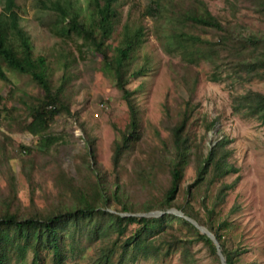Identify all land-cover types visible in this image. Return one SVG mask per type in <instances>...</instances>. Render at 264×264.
I'll use <instances>...</instances> for the list:
<instances>
[{
	"label": "trees",
	"instance_id": "trees-1",
	"mask_svg": "<svg viewBox=\"0 0 264 264\" xmlns=\"http://www.w3.org/2000/svg\"><path fill=\"white\" fill-rule=\"evenodd\" d=\"M254 12L264 16V0H248ZM153 0L146 13H163L169 22V41L181 47V68L170 64L173 75L192 89L198 72L193 64L202 60L210 67L207 78L220 80L235 77L244 82L264 78V26L245 30L236 21L221 20L202 0L173 3ZM43 6L56 11V30L62 36L71 31L81 38L80 45L90 44L99 54L100 67L110 73L115 87L126 104L128 120L111 143V168L106 169L95 155L94 137L82 135L86 143L82 181L63 178L54 201L38 207L32 201L20 208L11 190L0 205V264H41L44 250L51 264H66L74 251L93 246L91 264H126L139 258H158L177 251L186 261L190 244L200 241L221 264L212 240L185 216L211 231L226 264H238L239 248L228 235L230 221L220 215L219 207L238 176L223 180L237 167L226 159L229 152L222 135L203 150V137L194 126L210 129L215 118L195 116L188 97L181 98L173 112L165 98L167 133L159 144L134 156L127 172L133 182L122 180L120 162L130 149H143L139 106L135 91L139 80L130 82L146 70V56L134 66L140 54L144 31L141 25L123 23L115 44L106 42L118 21V0H84L75 5L71 0H50ZM15 0H0V79H7L4 67L27 73L42 94L26 105L23 119L17 122L21 131L37 135V142L48 147L55 137L48 133L49 121L62 113L72 114L66 95L67 61L55 80L46 53L38 51L28 30L19 22ZM203 33V34H202ZM144 55V54H143ZM3 106V105H2ZM1 106V107H2ZM230 109L264 123V89L250 86L230 95ZM82 131L84 128L81 126ZM29 151L24 144H19ZM191 165L194 175L183 183L184 171ZM133 191H141L136 200ZM145 191V194L143 193ZM175 208L183 215L168 211ZM162 210L157 215L139 216L138 212ZM235 207L230 208L232 212ZM174 220L180 224L174 225ZM130 225V227H128Z\"/></svg>",
	"mask_w": 264,
	"mask_h": 264
},
{
	"label": "rangeland",
	"instance_id": "rangeland-1",
	"mask_svg": "<svg viewBox=\"0 0 264 264\" xmlns=\"http://www.w3.org/2000/svg\"><path fill=\"white\" fill-rule=\"evenodd\" d=\"M44 1L50 3V0ZM71 1L75 5H84V0ZM118 1V21L106 42L115 44L118 41L123 23L141 25L143 42L133 65L138 66L144 56L147 64L144 73L129 83L130 86L139 80L143 83L135 91L143 138L140 146L143 149L139 146L130 149L121 160L122 180L133 182L127 176L133 157L144 155L145 149L159 144L160 138L166 135L165 98L168 109L173 112L178 101L188 97L195 116L215 118L210 129H204L201 124L194 126L197 135L203 137V150L226 135L228 141L223 145L229 149L226 159L237 167V171L223 177V180L230 181L237 175L238 179L219 207L220 215L228 213V235L240 249L237 263L264 264V123L230 109L231 92L246 86L264 89V78L249 82L235 77L211 80L207 78L209 65L200 60L193 64L198 72L197 80L192 89H186L170 69V64L180 69L184 58L180 45L169 41V22L163 13L145 12V7L153 0ZM161 1L182 2L183 5L186 2ZM202 1L221 20L236 21L245 30L264 26V16L254 12L248 0ZM15 2L19 22L28 30L35 48L46 53L55 83L64 67L62 62L67 61L66 95L70 99L72 114L62 113L53 117L47 131L55 140L48 147L38 144L37 135L21 131L17 122L24 118V104L34 102L42 90L27 73L4 67L7 79H0V205L1 200L9 197L13 190L16 196L14 203L20 208L29 206L30 201L38 207H47L55 200L63 178L72 177L81 182L87 173L83 167V159L88 155L83 133L94 137L96 158L103 167L111 168V143L126 125L128 112L112 76L100 67L99 54L90 44L80 45L81 38L72 31L71 36L60 35L54 20L56 11L43 6L41 0ZM19 144H24L29 151H24ZM193 175L189 164L184 171L183 183L191 181ZM141 193L133 191L132 196L138 200ZM232 207L235 209L228 212ZM172 223L181 227L174 220ZM74 252L66 259V264H91L93 246H84L79 252ZM190 253L186 261L175 251L155 259L128 260L126 264H216L200 241L190 244ZM40 258L41 264H51L44 250L40 251ZM29 261L30 253L27 252L24 263Z\"/></svg>",
	"mask_w": 264,
	"mask_h": 264
},
{
	"label": "water",
	"instance_id": "water-1",
	"mask_svg": "<svg viewBox=\"0 0 264 264\" xmlns=\"http://www.w3.org/2000/svg\"><path fill=\"white\" fill-rule=\"evenodd\" d=\"M167 210L168 211H171V212H173L175 214H178V215H183L180 210L175 209V208H168ZM161 212H162V210L155 209V210H149V211L142 212V213H138V214H143V215H157V214H159ZM185 218H187L188 220H190L200 231L204 232L212 240V242L214 243L215 248H216V253L219 256L220 263L221 264H226L225 259H224L223 255L220 252L219 245H218V242H217L214 234L211 231H209L205 226L200 225V224H197L190 217L185 216Z\"/></svg>",
	"mask_w": 264,
	"mask_h": 264
}]
</instances>
